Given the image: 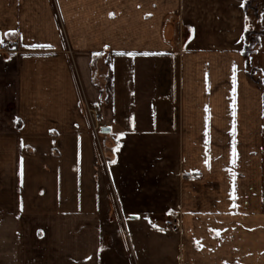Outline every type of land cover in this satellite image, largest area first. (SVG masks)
<instances>
[{"label":"crops","instance_id":"crops-1","mask_svg":"<svg viewBox=\"0 0 264 264\" xmlns=\"http://www.w3.org/2000/svg\"><path fill=\"white\" fill-rule=\"evenodd\" d=\"M255 1L0 0V264H264Z\"/></svg>","mask_w":264,"mask_h":264},{"label":"rangeland","instance_id":"rangeland-1","mask_svg":"<svg viewBox=\"0 0 264 264\" xmlns=\"http://www.w3.org/2000/svg\"><path fill=\"white\" fill-rule=\"evenodd\" d=\"M260 1H261L260 3H257L256 1L255 3L253 2L250 3L251 5L249 8L250 9L249 11L251 12L252 8L259 9L258 11H260L261 9H264V0H260ZM259 16L261 17H257L258 24L256 23V26H255L256 30H254L255 31L254 33H262L263 31V36L259 34L258 35L254 34L251 36L250 39L246 41V44L251 46L249 48L248 56H247V59H249L248 61L249 66L247 67V73L250 75L249 77L250 80L255 82L256 85L263 87V90H264V15L261 14ZM4 50L6 52H13L12 49H8V48H5ZM134 54L136 53H133V55ZM97 55L101 56V54H96V57L94 55L93 57V59H95L94 61H96V58H98ZM105 55L107 56L106 57L107 60L108 59L113 60L114 57H116V55H121V53L112 52V53H106ZM93 70L95 72V69ZM108 77L103 80L105 85H107L109 82ZM93 104H97L100 110L99 103L87 102L83 99L82 95L80 94V110L85 114L86 118L88 119L87 121L88 123H91L88 109ZM99 131H97V133ZM94 136H96L95 133H94ZM119 138L121 137H113L110 141L112 143H115L116 145L117 144L119 145ZM97 154L101 156V153L99 152L98 149H97ZM104 158H109L108 152L106 153L104 152ZM139 231H140L141 236H139L138 241L142 242V245L140 246L139 244L138 249H136V247L133 248L134 253L132 251L131 252L129 251L133 264H156V261L153 259V257L155 258V254L154 253L152 254V243H147V237H146V234L143 232L144 231L143 229ZM130 234L131 233L129 232V235Z\"/></svg>","mask_w":264,"mask_h":264},{"label":"built area","instance_id":"built-area-1","mask_svg":"<svg viewBox=\"0 0 264 264\" xmlns=\"http://www.w3.org/2000/svg\"><path fill=\"white\" fill-rule=\"evenodd\" d=\"M88 113L91 120L92 130L94 133H97V131H99L101 127V115L98 105L93 104L92 106H90V108L88 109ZM165 227L172 232L179 231L180 225L177 217L170 216L169 218H167Z\"/></svg>","mask_w":264,"mask_h":264},{"label":"trees","instance_id":"trees-1","mask_svg":"<svg viewBox=\"0 0 264 264\" xmlns=\"http://www.w3.org/2000/svg\"><path fill=\"white\" fill-rule=\"evenodd\" d=\"M246 4V6L248 5L247 3H245ZM245 6V7H246ZM254 34H259V35H263V32L262 33H252V32H246L245 33V35H244V37H245V40L247 41L248 39H250L251 38V36L252 35H254ZM257 43V42H256ZM251 46L250 45H248V44H245L244 45V52H243V55H244V58H245V65H246V68L249 66V59H247V56H248V51H249V48H250ZM248 74V73H247ZM248 76L250 77V75L248 74Z\"/></svg>","mask_w":264,"mask_h":264},{"label":"snow or ice","instance_id":"snow-or-ice-1","mask_svg":"<svg viewBox=\"0 0 264 264\" xmlns=\"http://www.w3.org/2000/svg\"><path fill=\"white\" fill-rule=\"evenodd\" d=\"M111 15V14H110ZM6 35H7V33H6ZM145 55H147V53H144ZM126 55H129V56H131V55H133V53H126ZM233 83H235V82H233ZM233 91H234V88H233ZM123 135V133H120V134H118V136H122ZM233 156H235V152L233 151ZM114 162V161H113ZM218 234V233H217Z\"/></svg>","mask_w":264,"mask_h":264},{"label":"water","instance_id":"water-1","mask_svg":"<svg viewBox=\"0 0 264 264\" xmlns=\"http://www.w3.org/2000/svg\"><path fill=\"white\" fill-rule=\"evenodd\" d=\"M106 131V129H103V132H105Z\"/></svg>","mask_w":264,"mask_h":264}]
</instances>
